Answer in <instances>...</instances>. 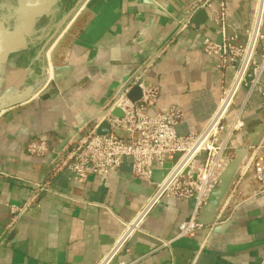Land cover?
I'll use <instances>...</instances> for the list:
<instances>
[{
    "label": "crops",
    "instance_id": "obj_1",
    "mask_svg": "<svg viewBox=\"0 0 264 264\" xmlns=\"http://www.w3.org/2000/svg\"><path fill=\"white\" fill-rule=\"evenodd\" d=\"M60 1L0 0V264H264V197L184 238H177L179 226L193 203L164 199L127 234L151 194L131 180L128 163L108 186L92 178L84 191L60 173L12 224L11 209L49 179L50 167L28 155L26 145L44 138L59 150L75 126L102 119L138 69L160 89L156 112L170 105L183 110L182 134L204 128L231 80L217 70L216 57L204 54L194 30L178 33L195 6L208 21L221 0ZM225 4L235 24L255 6L254 0ZM214 29L209 36L220 42ZM244 99L241 92L236 104ZM259 103L254 98L245 109L235 148L253 147L256 139L264 146Z\"/></svg>",
    "mask_w": 264,
    "mask_h": 264
},
{
    "label": "built area",
    "instance_id": "obj_2",
    "mask_svg": "<svg viewBox=\"0 0 264 264\" xmlns=\"http://www.w3.org/2000/svg\"><path fill=\"white\" fill-rule=\"evenodd\" d=\"M254 2V10L247 19L235 24L230 20L225 0H221L219 8L208 17V22L216 26L214 33L220 36V42L209 36L210 26L193 23L192 18L201 6H195L181 23L178 33L194 30L195 41L201 40L204 54L218 59L217 70L231 75L202 130L180 133L184 112L178 106L170 105L156 112L160 89L145 81L146 70L140 68L115 94L102 119L75 126L73 136L61 150L51 147L44 138L26 145L28 155L50 167L49 179L34 185L35 192L21 207L11 209L12 224L29 211L39 192L48 189L50 180L60 173H68L74 186L84 191L92 178L108 186L123 164L128 163L131 180L151 190V194L134 222L127 226V234L138 230L141 221L164 199L193 203L192 213L180 224L177 238L191 237L205 228L203 218L207 216L205 208L210 195L219 187L221 177L236 156L235 138L246 128L245 109L258 98L260 103L254 105V110L264 112V0ZM134 87H139L141 97L131 102L128 96ZM241 92L245 99L236 104ZM117 109L121 117L113 114ZM104 121L110 131L99 135L97 130ZM239 168L242 169L238 180H232L216 210L215 220L222 223L242 204L264 197V146L247 148ZM155 171L161 174L159 183L153 182ZM248 179L252 180L251 187L242 192V184Z\"/></svg>",
    "mask_w": 264,
    "mask_h": 264
},
{
    "label": "water",
    "instance_id": "obj_3",
    "mask_svg": "<svg viewBox=\"0 0 264 264\" xmlns=\"http://www.w3.org/2000/svg\"><path fill=\"white\" fill-rule=\"evenodd\" d=\"M79 5V4H78ZM77 9V7L70 12L63 20V23L65 24L72 16V14L75 12V10ZM194 23L198 24V25H203V24H208V26L212 27V28H216L214 24H212L211 22L207 21V13L204 10H199L197 12V14L194 16L193 18ZM141 97V91L139 89V87H134L129 96L128 99L131 102H135L137 100H139ZM115 116L117 117H121L122 114L119 112V110H115L113 113ZM110 128H109V124L108 122L104 121L98 128L97 133L99 135H104L109 133ZM256 139V135L254 136ZM69 140H66L62 146L60 147L59 150H61L66 143ZM259 140L256 139V141L253 144V147H256L259 145ZM247 156V149L244 148H240L237 150L236 152V156L235 158L232 160V162L229 164V166L227 167L226 171L224 172L223 176L221 177V182L219 187L214 190L212 192V194L210 195L209 198V202L207 207L205 208V212L207 214V220L204 221V225L208 226V225H212L213 222L215 221L216 218V210L220 204V202L222 201V199L224 198L227 190L229 189V186L235 176V174L237 173L242 161L245 159V157ZM155 167V165H154ZM169 167V166H168ZM165 174V172H164ZM161 181V174L157 171H155L153 173V182L155 183H159Z\"/></svg>",
    "mask_w": 264,
    "mask_h": 264
},
{
    "label": "flooded vegetation",
    "instance_id": "obj_4",
    "mask_svg": "<svg viewBox=\"0 0 264 264\" xmlns=\"http://www.w3.org/2000/svg\"><path fill=\"white\" fill-rule=\"evenodd\" d=\"M63 1H64V0H61V1H60V4H61Z\"/></svg>",
    "mask_w": 264,
    "mask_h": 264
},
{
    "label": "rangeland",
    "instance_id": "obj_5",
    "mask_svg": "<svg viewBox=\"0 0 264 264\" xmlns=\"http://www.w3.org/2000/svg\"><path fill=\"white\" fill-rule=\"evenodd\" d=\"M102 264H106V262L102 263Z\"/></svg>",
    "mask_w": 264,
    "mask_h": 264
}]
</instances>
